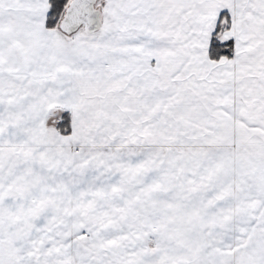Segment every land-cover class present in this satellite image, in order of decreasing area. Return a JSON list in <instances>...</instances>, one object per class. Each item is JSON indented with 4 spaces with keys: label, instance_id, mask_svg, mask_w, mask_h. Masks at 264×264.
<instances>
[{
    "label": "snow or ice",
    "instance_id": "obj_1",
    "mask_svg": "<svg viewBox=\"0 0 264 264\" xmlns=\"http://www.w3.org/2000/svg\"><path fill=\"white\" fill-rule=\"evenodd\" d=\"M0 264H264V0H0Z\"/></svg>",
    "mask_w": 264,
    "mask_h": 264
}]
</instances>
